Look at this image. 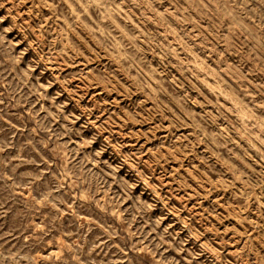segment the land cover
Segmentation results:
<instances>
[{"label": "rangeland", "instance_id": "374dc122", "mask_svg": "<svg viewBox=\"0 0 264 264\" xmlns=\"http://www.w3.org/2000/svg\"><path fill=\"white\" fill-rule=\"evenodd\" d=\"M0 264H264V0H0Z\"/></svg>", "mask_w": 264, "mask_h": 264}]
</instances>
